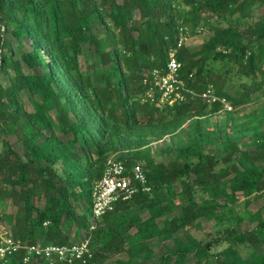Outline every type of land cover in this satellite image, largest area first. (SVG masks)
<instances>
[{"label": "trees", "instance_id": "1", "mask_svg": "<svg viewBox=\"0 0 264 264\" xmlns=\"http://www.w3.org/2000/svg\"><path fill=\"white\" fill-rule=\"evenodd\" d=\"M174 2L187 7L179 23L170 14ZM256 2L264 5V0H0V71L13 72L7 84H0V206L14 208L13 213L0 215L7 234L27 243L69 244L77 239L62 230L74 224L84 230L79 238H88L91 256L72 264H102L120 252L128 258L112 264H130L133 257L147 260L153 238L174 243L154 264H181L189 255L195 264H264V218L258 212L251 217L253 227L223 228L206 240L185 230L200 220H236V208L264 198V164L261 168L256 164L264 162V133L252 138L254 152L233 140L223 141L220 151L210 153L189 143L165 163L155 162L145 146L149 137L175 129L184 115L219 109L198 97L206 84L231 105L248 102L253 92L264 93V11L258 16L251 13ZM207 13L224 25L217 24L196 52L180 47L175 53L178 76L193 95L170 106L142 101L146 72L164 67L177 25L187 26L193 34L198 22H206ZM97 21L101 34L92 32ZM2 32L17 45L28 38L31 48L14 58V51L5 49ZM84 44L92 48L84 59V70L90 73L79 61ZM209 59L223 60L227 65L223 76L206 67ZM21 63L42 71L23 73ZM227 80L235 84L236 96L222 90ZM22 90L38 98L30 111L23 108ZM49 111L54 112L52 119ZM8 134L15 137L20 152L6 140ZM118 148L117 158L126 166L137 161L144 169L149 191L138 190L129 199L116 201L93 221L92 184L100 177L107 154ZM194 187L206 196L197 201ZM78 192L84 198L79 214L71 202ZM177 209V214L166 215ZM140 212L147 215L141 217ZM4 264L45 263H23L17 252Z\"/></svg>", "mask_w": 264, "mask_h": 264}, {"label": "rangeland", "instance_id": "2", "mask_svg": "<svg viewBox=\"0 0 264 264\" xmlns=\"http://www.w3.org/2000/svg\"><path fill=\"white\" fill-rule=\"evenodd\" d=\"M116 1L120 2L121 0ZM186 10L187 7L174 2L172 4L170 14H172V16H174V18L176 19V22L179 23L185 15ZM263 11L264 5L259 6L258 2H256L252 7L251 13L258 16ZM133 17H138L137 11L133 12ZM205 20L206 22H198L193 34L190 33L187 26H183L185 28L184 32L186 33V39L183 41L180 47H185L190 51L196 52L201 44L207 39V37L212 34L213 28L217 24L222 26L224 25L223 21L216 22L215 17L210 13L205 14ZM92 32H94L95 34L102 33V26L98 21L93 25ZM2 37L7 43V46L5 48L6 51L8 52V49H12L14 51V58H18V55L21 51H28L31 48L30 41L26 37H23L20 44L18 45L9 34L2 32ZM262 42H264V38ZM89 54H92V48L90 45L84 44L82 46L81 54L79 55V61L82 70H84L85 68V56H88ZM197 56L198 55H195V57ZM206 67L215 74H220L223 76L227 65L223 63V60L209 59L206 62ZM21 70L23 73H39L42 71L40 67L28 68L23 64L21 65ZM84 71L86 73H90V70ZM12 74L13 72L10 68H7L6 72L0 71V84H7L8 77ZM255 78L256 80H259L260 75L256 73ZM222 90L227 95H237L235 84L229 80L225 81V83L222 85ZM262 90H264V85L262 87ZM19 96L23 108L27 111L32 110V108L35 106V103H37L36 101L38 100L36 95H30L26 90L20 91ZM47 116L52 119L54 116V112H47ZM137 116L140 120H142L140 113H137ZM261 133H264V93L259 94L253 92L250 94V99L248 102L231 105L230 110L219 108L215 111H211L210 109H205L204 112L200 115H184L181 118L179 125L175 129L166 134L149 137L145 146L149 149L150 154L155 162L165 163L173 156L177 148L189 143L200 144L204 148V151L210 153L217 150L220 151V147L223 141L233 140L237 142L239 147L254 152L255 146L253 144L252 138ZM46 134H48V131H46L43 136H45ZM68 136L70 135L63 136L62 138H67ZM5 138L16 151H21L18 142L12 134L6 135ZM2 149L3 146L0 145V151ZM117 150V152H109L107 154V157L110 155L117 157L119 154H121V148H118ZM78 152L81 154L82 151L78 150ZM90 158L92 159L94 158V156L90 155ZM256 164L261 168L263 167L264 162H256ZM219 166L220 164L217 165V167ZM231 175L232 171L229 172L226 178H229ZM173 186L177 191L179 188L178 184L174 183ZM76 190L79 191L78 188H76ZM193 194L197 201L200 198L206 196V194L200 191V189H198L197 187L193 188ZM238 198V201L242 200L241 196H239ZM263 200L264 198H255L250 200L241 209L236 208V214L234 215V217L236 216L237 218L236 220L234 218L227 222L220 221L218 223H214L213 218L208 220H200L197 224L194 223L186 226V233L195 239L206 240L217 236L219 234L218 232L223 230V228L231 227L236 231L249 229L255 224V221H252L251 219L255 212H258L262 216V218H264V209L260 210ZM71 202L72 207L76 213L79 214L80 212H82L84 198L82 195H80V192H78L77 198L71 200ZM34 203L39 204L40 202L34 201ZM3 211L4 213H13L14 208L11 205H5L3 207L0 206V215ZM218 211L219 209L216 212ZM178 212L179 210L177 209L166 215L168 216L171 214H177ZM139 215L141 217H145L147 213L140 212ZM97 221H99V219ZM157 223L159 224V220H157ZM7 230V224H4L0 218V235L7 234ZM129 231L130 233H132L133 229H130ZM62 232L68 238L76 240L79 238L80 234L84 232V230H78L76 225L69 224V226L64 227ZM178 234L182 237L180 231H178ZM182 239L184 240L183 237ZM130 243L131 239L126 242V245ZM150 243L153 244L152 256L147 260H143L140 257H133V259L130 261V264H154L156 262V258L164 251L165 247H171L174 244L170 238L160 239L158 241L153 238L150 240ZM127 258L128 256L125 252H120L110 256L108 259L104 260L102 264H112L114 260H126ZM181 264H195V262L193 261V257L189 255Z\"/></svg>", "mask_w": 264, "mask_h": 264}, {"label": "built area", "instance_id": "3", "mask_svg": "<svg viewBox=\"0 0 264 264\" xmlns=\"http://www.w3.org/2000/svg\"><path fill=\"white\" fill-rule=\"evenodd\" d=\"M176 28L178 36L174 46L167 51L164 67H155L146 72L148 85L143 92L142 101H148L154 106H170L184 101L186 95L194 93L177 73L180 62L176 59L175 53L186 39V33L183 26L179 25ZM190 76L189 74L188 77ZM198 97L207 104L216 103L221 109H231L228 100L215 94L210 84L205 85L198 93ZM138 190L149 191L145 171L141 165L134 162L126 166L119 158L108 156L103 163L100 177L93 182L90 190V218L93 221L99 219L112 209L116 201L127 200ZM17 252H21L23 263L32 260L43 261L45 264L57 262L72 264L74 261L82 262L91 256L88 238L84 236L69 244H41L27 243L8 234L0 235V264H4L10 255Z\"/></svg>", "mask_w": 264, "mask_h": 264}]
</instances>
